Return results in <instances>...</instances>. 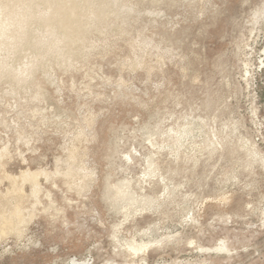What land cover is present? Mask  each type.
Instances as JSON below:
<instances>
[{
	"label": "rangeland",
	"instance_id": "1",
	"mask_svg": "<svg viewBox=\"0 0 264 264\" xmlns=\"http://www.w3.org/2000/svg\"><path fill=\"white\" fill-rule=\"evenodd\" d=\"M90 4L3 56L0 264H264V0Z\"/></svg>",
	"mask_w": 264,
	"mask_h": 264
},
{
	"label": "bare ground",
	"instance_id": "2",
	"mask_svg": "<svg viewBox=\"0 0 264 264\" xmlns=\"http://www.w3.org/2000/svg\"><path fill=\"white\" fill-rule=\"evenodd\" d=\"M30 1L32 0H0V68L1 69L3 68L4 64L6 65L5 60H3L4 59L3 56L9 57V54H11V50L13 48L15 50V48L21 46L22 44L31 45V43L33 42L32 40H35L33 38L31 39L28 29L29 28L28 24L29 22H31V20H33V18L36 19L37 22L46 25L47 28H49V30L58 28L59 37L57 41L63 42L62 44L64 45V43L65 44L72 43L75 40L78 39L80 40L86 36L85 35L87 34L86 25L91 20L92 12L95 11L94 10L95 8L92 9V5L90 4V3L93 4L94 0L93 1L86 0L89 3L88 4L86 3V5L88 6L87 7L83 6L84 8L82 7L84 3L80 5V3H78V1L76 0H39L42 3H48L49 9L54 10V15L48 16L49 13L45 10L43 12H41L42 10L39 12L34 11L33 10L34 7L32 8L31 5H28V2ZM96 10H97V16L99 14L100 17H104L105 9L103 7H100L99 9ZM4 17L6 18L7 23L4 26H1L2 24L1 22ZM34 48L37 50V52L39 51V53L45 52L46 54H48L52 51L53 46L52 44L49 43L46 46L43 43V45H38V44L35 45ZM1 71H0V75L2 74ZM10 72H14V71L11 70L9 71V73ZM30 176L31 175H29V177ZM15 217L18 218V214H16ZM16 223L17 222H15V220L12 218L11 219L3 218V220H0V224L2 225L3 232L12 229L14 230L15 226L18 225Z\"/></svg>",
	"mask_w": 264,
	"mask_h": 264
}]
</instances>
